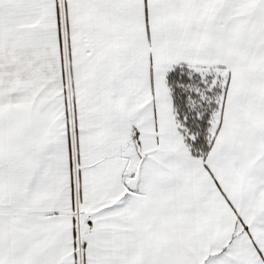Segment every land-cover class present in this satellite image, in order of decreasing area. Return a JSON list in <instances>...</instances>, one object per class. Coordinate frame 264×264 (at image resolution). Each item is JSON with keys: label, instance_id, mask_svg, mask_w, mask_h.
I'll list each match as a JSON object with an SVG mask.
<instances>
[{"label": "snow or ice", "instance_id": "snow-or-ice-1", "mask_svg": "<svg viewBox=\"0 0 264 264\" xmlns=\"http://www.w3.org/2000/svg\"><path fill=\"white\" fill-rule=\"evenodd\" d=\"M0 264H264V0H0Z\"/></svg>", "mask_w": 264, "mask_h": 264}]
</instances>
